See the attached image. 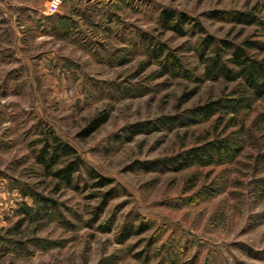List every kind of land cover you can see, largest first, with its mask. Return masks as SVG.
<instances>
[{
  "label": "rangeland",
  "instance_id": "374dc122",
  "mask_svg": "<svg viewBox=\"0 0 264 264\" xmlns=\"http://www.w3.org/2000/svg\"><path fill=\"white\" fill-rule=\"evenodd\" d=\"M49 1L0 0V264H264V95L202 62L221 40L263 58L264 0ZM217 100L192 124L158 121ZM51 136L83 160L72 184L51 173L65 158L37 162ZM218 140L209 163L169 161Z\"/></svg>",
  "mask_w": 264,
  "mask_h": 264
},
{
  "label": "trees",
  "instance_id": "16d2710c",
  "mask_svg": "<svg viewBox=\"0 0 264 264\" xmlns=\"http://www.w3.org/2000/svg\"><path fill=\"white\" fill-rule=\"evenodd\" d=\"M175 13L173 11H164L162 13V21L165 25L172 23L174 20ZM180 26L186 21L184 15L179 16ZM234 19L237 22L252 24L256 22V19L247 13L238 12L235 14ZM182 22V23H181ZM212 38H206L204 41L207 45L214 43ZM220 46H213L212 55L208 57L202 56V62L204 64V76L207 79H216L218 77H223L229 80L241 79L247 92L253 97H260L264 95V57L260 59L251 58L247 55L245 48L232 44L231 42L221 40ZM261 49L264 50V43L261 45ZM228 51L230 53L229 58L223 59V52ZM232 66L229 67L228 64ZM168 66V65H167ZM174 62L172 67L174 69ZM171 67V66H168ZM167 68V67H166ZM165 68V69H166ZM171 69V68H170ZM195 93V90L191 91L189 94L185 95L189 98ZM244 98H239L237 100H227L229 107L238 105L237 103L242 102ZM222 104L221 100L211 101L206 104L197 106L190 111V115L183 116H167L159 119L162 124H174L178 123L181 125H189L194 122L193 116H209L212 112ZM107 120L106 113H99L95 115L89 123L81 130L79 136L86 137L90 135L95 129H97L102 123ZM152 122H136L128 127V132H130L127 140H131L135 135L141 133L150 127ZM226 149V143L224 140H218L217 142H207L200 146H196L184 151L176 157L171 158L170 162L178 163V169L193 163H209L214 156L220 154L222 150ZM60 158H65L63 163L53 170L52 175L58 182H63L65 184H72L74 180V175L83 166V160L76 153V150L68 143L61 142L56 136H51V138H46L39 150L37 155V162L43 164L44 166L51 168L54 164L58 162ZM174 160V161H173ZM158 161V160H157ZM155 161L153 164L157 165L162 161ZM92 177H96L95 173H91ZM98 186H104L110 183L107 178L99 176ZM35 195V194H34ZM33 195V196H34ZM111 191H107L103 194V201L101 202V207L104 205L105 201L110 197ZM32 196V195H31ZM35 197V196H34ZM41 199V203L44 205L54 204L55 202L51 198H45L36 196L35 201ZM43 207V206H42ZM45 207V206H44ZM43 207V208H44ZM47 207V206H46ZM99 207V210L100 208ZM27 211L30 208L27 207ZM99 212V211H98ZM96 218V217H95ZM95 218H92L94 221ZM142 229V228H141ZM132 233H139L137 230L135 232L126 231L122 235V239H126Z\"/></svg>",
  "mask_w": 264,
  "mask_h": 264
},
{
  "label": "built area",
  "instance_id": "2783aa9c",
  "mask_svg": "<svg viewBox=\"0 0 264 264\" xmlns=\"http://www.w3.org/2000/svg\"><path fill=\"white\" fill-rule=\"evenodd\" d=\"M60 0H50L47 6V10L49 13L56 12L58 6H59Z\"/></svg>",
  "mask_w": 264,
  "mask_h": 264
}]
</instances>
